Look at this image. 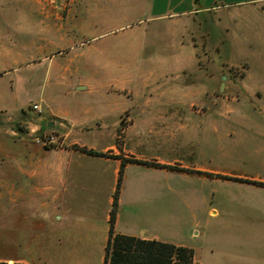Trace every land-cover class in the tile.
Returning a JSON list of instances; mask_svg holds the SVG:
<instances>
[{"label": "crops", "instance_id": "obj_1", "mask_svg": "<svg viewBox=\"0 0 264 264\" xmlns=\"http://www.w3.org/2000/svg\"><path fill=\"white\" fill-rule=\"evenodd\" d=\"M77 1L136 16L152 51L132 64L152 67L139 88L39 90L40 113L0 116V262L104 264L115 208L114 234L187 247L193 264L209 218L206 247L223 264H264V0ZM212 48L226 51L220 66ZM84 54L85 65H123ZM229 67L242 70L240 92L205 90ZM47 134L55 147L31 139Z\"/></svg>", "mask_w": 264, "mask_h": 264}, {"label": "rangeland", "instance_id": "obj_2", "mask_svg": "<svg viewBox=\"0 0 264 264\" xmlns=\"http://www.w3.org/2000/svg\"><path fill=\"white\" fill-rule=\"evenodd\" d=\"M99 3L77 0H0V116L13 118L21 109L28 110L34 104L39 90L46 92L72 89L75 85L125 90L142 87L138 78L147 76L152 65L148 62L141 66L132 63L138 57L145 58L152 51V45L148 44L146 37L145 25H134L138 19L136 16L99 15ZM106 3L110 5L113 2ZM87 4H92V8L83 7ZM88 15L92 18L89 19ZM89 20L90 27H77V21L83 24ZM126 24H129L127 29L120 28ZM103 30L114 32L99 37V40L86 41ZM84 41L86 42L82 43ZM120 44H124L126 48L122 45L114 47ZM84 51L98 60L122 59L123 65H85L79 62L85 55ZM227 57L226 51L222 49L212 48L207 51V62H213L214 65L220 66ZM121 67L125 74L117 80L114 78V70ZM103 69L107 80L96 81ZM223 74L225 80L216 78L209 86L206 82L205 90L240 92L238 81L242 70L239 71V67H229ZM210 76L207 64L206 78ZM220 84L221 90L218 86ZM5 94L6 97H1ZM224 96L229 100L235 94ZM217 98L218 93L211 96L212 100ZM24 126L25 123H19L22 129ZM2 165L3 156H0V171ZM214 224L215 221L210 218L203 219L198 223V228H195L205 232V236L200 237L204 247L197 246L196 264H210L209 261L212 260L215 264L218 261L223 264L222 256L219 257L216 251H211L213 247H206L211 244L209 239ZM189 225L188 223L185 226ZM3 247L0 246V251H3Z\"/></svg>", "mask_w": 264, "mask_h": 264}, {"label": "trees", "instance_id": "obj_3", "mask_svg": "<svg viewBox=\"0 0 264 264\" xmlns=\"http://www.w3.org/2000/svg\"><path fill=\"white\" fill-rule=\"evenodd\" d=\"M82 151L91 155L96 154L87 149H82ZM121 172L122 169L119 172L115 197L118 192ZM114 216L115 208L110 213L111 228L105 247L104 264H193V252L187 247L158 241H143L114 234L112 231ZM0 264L8 263L0 262Z\"/></svg>", "mask_w": 264, "mask_h": 264}, {"label": "built area", "instance_id": "obj_4", "mask_svg": "<svg viewBox=\"0 0 264 264\" xmlns=\"http://www.w3.org/2000/svg\"><path fill=\"white\" fill-rule=\"evenodd\" d=\"M239 71H241V68H239ZM31 109L37 113L41 112V106L39 104H33L31 106ZM34 142L40 146H43V147H49L52 145H57V143H58V141L55 139L54 135H51V134L36 137L34 139Z\"/></svg>", "mask_w": 264, "mask_h": 264}, {"label": "water", "instance_id": "obj_5", "mask_svg": "<svg viewBox=\"0 0 264 264\" xmlns=\"http://www.w3.org/2000/svg\"><path fill=\"white\" fill-rule=\"evenodd\" d=\"M222 79L225 80V77H223ZM222 85H223V83H222ZM222 85H220V90L222 89Z\"/></svg>", "mask_w": 264, "mask_h": 264}]
</instances>
